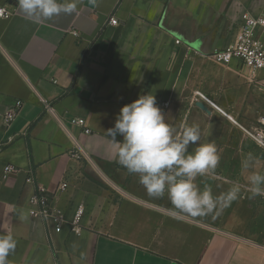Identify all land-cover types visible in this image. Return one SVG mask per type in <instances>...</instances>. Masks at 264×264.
<instances>
[{
    "label": "crops",
    "instance_id": "crops-1",
    "mask_svg": "<svg viewBox=\"0 0 264 264\" xmlns=\"http://www.w3.org/2000/svg\"><path fill=\"white\" fill-rule=\"evenodd\" d=\"M4 5L12 14L0 18V233L17 240L8 264H264V215L234 223L252 204L249 193L205 217L181 214L116 162L106 133L124 104L150 92L168 102L161 109L178 132L197 123L200 143L216 144L220 164L198 185L215 195L231 182L246 186L242 162L260 148L243 127L264 116V72L209 54L233 44L242 15L261 14L264 0H80L75 14L41 23L17 0ZM9 164L17 170L5 174ZM36 183L69 218L85 206L80 235L29 215Z\"/></svg>",
    "mask_w": 264,
    "mask_h": 264
},
{
    "label": "clouds",
    "instance_id": "clouds-1",
    "mask_svg": "<svg viewBox=\"0 0 264 264\" xmlns=\"http://www.w3.org/2000/svg\"><path fill=\"white\" fill-rule=\"evenodd\" d=\"M80 0H17L24 17L33 23L73 15ZM116 143L117 163L129 174L137 175L139 183L151 198L165 195L172 207L190 217L214 214L220 205H230L242 191L249 198L264 197V173L255 170V156L248 154L243 167L253 169L247 185L231 182L223 193L215 195L211 186L201 187L197 177L215 174L221 155L214 142L200 143V125L193 123L177 131L165 118L156 97L150 92L124 104L114 123L107 129ZM120 136L122 139H117ZM195 147L190 151V146ZM17 240L11 231L0 233V264L16 250Z\"/></svg>",
    "mask_w": 264,
    "mask_h": 264
},
{
    "label": "built area",
    "instance_id": "built-area-1",
    "mask_svg": "<svg viewBox=\"0 0 264 264\" xmlns=\"http://www.w3.org/2000/svg\"><path fill=\"white\" fill-rule=\"evenodd\" d=\"M12 14L7 6L0 7V18L9 17ZM242 27L236 41L225 49H216L209 54L215 62L220 64H230L233 60H238L242 66L247 67L251 74L255 76L258 72H264V11L259 15L244 13L242 15ZM109 23L118 24L117 18L111 16ZM179 42V41H178ZM198 96L214 104L213 101L202 94L196 92ZM48 110H52L50 104L44 101ZM161 108L168 106V102L157 103ZM22 101L18 100L14 107L4 113V123L8 126L15 118ZM73 124L85 127L86 121L83 118H74ZM246 135L250 137L261 149L264 150V116L258 118L257 124L254 126L243 127ZM90 129H86V133H90ZM17 168L11 164L5 167V174L15 172ZM28 182H34L33 174L30 172ZM68 188L66 181L59 184V190L65 191ZM28 213L34 218L44 220L46 225L54 232H61L65 225L69 226L70 232L80 235L83 231L82 221L85 214V206L79 204L71 218L67 216L64 209L53 202L48 194L47 187L42 183H36L34 192L28 199Z\"/></svg>",
    "mask_w": 264,
    "mask_h": 264
},
{
    "label": "rangeland",
    "instance_id": "rangeland-1",
    "mask_svg": "<svg viewBox=\"0 0 264 264\" xmlns=\"http://www.w3.org/2000/svg\"><path fill=\"white\" fill-rule=\"evenodd\" d=\"M253 152H254L253 155L256 158L255 170L264 173V150L260 148L259 150H253ZM246 169H247V175H250L253 169H249V168ZM239 204H237V206ZM249 212H252L253 215H257V216L264 215V197L261 196L254 197L252 204L246 205V214L244 213V211L242 212V216L245 214L243 218L238 219L237 216H235L234 223L236 225H242L243 221L247 220L245 218L249 216ZM236 214L239 215L238 211H236Z\"/></svg>",
    "mask_w": 264,
    "mask_h": 264
}]
</instances>
